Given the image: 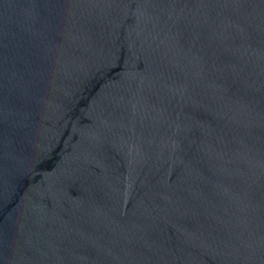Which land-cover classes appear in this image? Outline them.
I'll return each instance as SVG.
<instances>
[{"label": "water", "instance_id": "water-1", "mask_svg": "<svg viewBox=\"0 0 264 264\" xmlns=\"http://www.w3.org/2000/svg\"><path fill=\"white\" fill-rule=\"evenodd\" d=\"M0 264H264V0H0Z\"/></svg>", "mask_w": 264, "mask_h": 264}]
</instances>
